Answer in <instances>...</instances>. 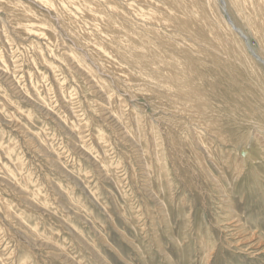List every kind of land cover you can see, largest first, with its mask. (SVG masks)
Instances as JSON below:
<instances>
[{
	"label": "rangeland",
	"instance_id": "rangeland-1",
	"mask_svg": "<svg viewBox=\"0 0 264 264\" xmlns=\"http://www.w3.org/2000/svg\"><path fill=\"white\" fill-rule=\"evenodd\" d=\"M13 1L52 29L50 38L18 33L0 8V199L11 216L0 209L5 263L264 264V141L238 143L234 124L247 100L253 114L264 101V71L260 83L216 65L197 83L230 137L222 146L187 115L156 107L142 82L126 86L98 67L76 35L82 19L72 2ZM247 37L245 47L257 52ZM242 128L264 138V124Z\"/></svg>",
	"mask_w": 264,
	"mask_h": 264
},
{
	"label": "bare ground",
	"instance_id": "bare-ground-1",
	"mask_svg": "<svg viewBox=\"0 0 264 264\" xmlns=\"http://www.w3.org/2000/svg\"><path fill=\"white\" fill-rule=\"evenodd\" d=\"M40 1L45 2L51 8L53 7V3L48 0ZM69 1L80 12L82 19V25L77 26L76 35L87 48V50H85L86 48L83 50L89 52V57L98 67L123 81L126 86L142 82L138 85L148 86V88L142 86V90L150 96L151 102L153 101V104L159 109L161 108L163 112L168 111V113L172 112L182 116L185 114L200 127L199 129L203 133H211L214 139L222 142V146L231 143L230 137L226 135L223 127L212 115L213 110L211 111L209 108L207 92L205 89L199 91L197 83L204 81L206 71H217L216 65L222 66V69L232 76L235 73L239 75L245 73L251 77V80L254 77L261 83V70L264 71V0H218L219 4L213 0H121L120 4L114 0H104L110 12L105 11L94 0ZM219 5L222 7L223 14L218 9ZM0 8L8 11L18 33L33 32L35 35L47 37L51 35L52 25L49 21L38 17L28 7L13 0H0ZM83 24L89 26V29L85 28ZM72 36L74 35L72 34ZM247 36L257 42V52L248 46L245 47L248 42ZM209 63L212 65L207 66ZM189 81L194 82L196 88ZM259 85L258 83H249L248 86L258 88ZM138 88L141 90V86ZM112 103L111 105L108 103L107 106L110 105V112L115 113L117 106ZM259 103L254 114L251 111L253 107L248 100L242 108L235 111L237 113L235 115L242 119V123H234L238 125L240 132L238 143L247 144L251 137L256 136L258 143L263 144L264 138L261 135L260 138L259 135L252 134L251 130L245 129L244 131L242 128L264 124V101ZM232 111L234 112V110ZM134 117L136 118V115ZM129 126H131L130 123ZM139 129L141 131V128ZM168 137L175 148H180V139L175 134H169ZM195 137L197 138V136ZM198 138L201 137L198 136ZM196 141L193 140L195 143ZM158 143L160 144V142ZM155 145L157 146V144ZM206 152L205 148L204 153ZM240 154L241 158L248 155L243 148ZM207 156H210L212 161L215 158L209 153ZM16 159L17 162L18 158ZM202 160L199 159L198 162L203 167L205 164L203 165ZM149 164L150 162L147 166ZM215 180L217 179L215 178ZM0 209L3 215L11 218L10 207L1 199ZM0 263L6 264L1 256Z\"/></svg>",
	"mask_w": 264,
	"mask_h": 264
}]
</instances>
